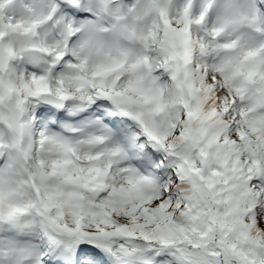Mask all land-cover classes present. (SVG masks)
<instances>
[{"label": "snow or ice", "instance_id": "1", "mask_svg": "<svg viewBox=\"0 0 264 264\" xmlns=\"http://www.w3.org/2000/svg\"><path fill=\"white\" fill-rule=\"evenodd\" d=\"M0 264H264V0H0Z\"/></svg>", "mask_w": 264, "mask_h": 264}]
</instances>
